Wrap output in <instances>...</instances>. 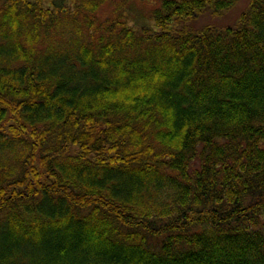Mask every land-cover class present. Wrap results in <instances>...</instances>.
<instances>
[{
  "label": "trees",
  "instance_id": "trees-1",
  "mask_svg": "<svg viewBox=\"0 0 264 264\" xmlns=\"http://www.w3.org/2000/svg\"><path fill=\"white\" fill-rule=\"evenodd\" d=\"M0 264H264V0H0Z\"/></svg>",
  "mask_w": 264,
  "mask_h": 264
},
{
  "label": "rangeland",
  "instance_id": "rangeland-1",
  "mask_svg": "<svg viewBox=\"0 0 264 264\" xmlns=\"http://www.w3.org/2000/svg\"><path fill=\"white\" fill-rule=\"evenodd\" d=\"M246 5L245 1L238 3L234 6L231 10L227 13L217 16L211 17L209 15L202 16L204 19L197 22L200 26H211V27H218V28H225L233 25L238 20L239 15L244 11ZM127 14L129 15L128 20L131 24L139 23L143 21L142 14H145L144 7H141L140 4L138 5H130L127 9Z\"/></svg>",
  "mask_w": 264,
  "mask_h": 264
}]
</instances>
